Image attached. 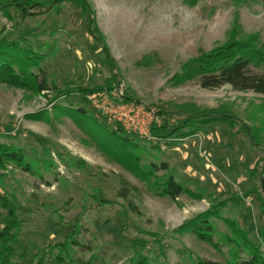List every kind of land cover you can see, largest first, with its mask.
Masks as SVG:
<instances>
[{
    "label": "rangeland",
    "instance_id": "obj_1",
    "mask_svg": "<svg viewBox=\"0 0 264 264\" xmlns=\"http://www.w3.org/2000/svg\"><path fill=\"white\" fill-rule=\"evenodd\" d=\"M86 1L108 53L89 31L88 14L68 0L24 18L0 11V30L31 31L29 40L42 43L49 83L36 93L0 82V142L24 150L33 167H0V196L21 220L19 254L45 252L49 264L58 256L61 264H130L137 253L153 264H235L226 241L232 222L254 225V235L264 223V95L175 79L234 35L264 45V0ZM125 96L158 114L152 125H162L165 111L175 127L193 107L235 121L190 124L166 140L136 134L143 167L167 163L157 175H174L191 193L157 195L108 150L97 125L111 132L118 122L97 103ZM220 203L226 206L211 217L219 248L181 228ZM6 214L0 202V230Z\"/></svg>",
    "mask_w": 264,
    "mask_h": 264
},
{
    "label": "trees",
    "instance_id": "obj_2",
    "mask_svg": "<svg viewBox=\"0 0 264 264\" xmlns=\"http://www.w3.org/2000/svg\"><path fill=\"white\" fill-rule=\"evenodd\" d=\"M62 1L0 0V11L12 18L11 10L15 9L20 14H24V18L30 14L31 9H50ZM68 1L81 10V15L88 14V24L93 25V27L89 26V31L96 37L103 51L108 53L87 1ZM31 34V31H19L18 35L14 37L5 28L0 30V82L13 87L29 89L36 93H44L49 89L48 75L43 65L46 55H44L42 43L36 46L29 40ZM193 80L198 81L201 87L205 89H218L229 85L238 92L252 91L264 95V45L259 44L258 36H250L240 40L236 39L234 35L223 45L202 53L186 63L181 74L177 75L175 83L180 85ZM123 100V103L131 104L130 102H132L126 96ZM190 110L189 116L175 127L168 125V118L164 117L166 112L162 111L160 114L163 117L162 125L159 126L154 122L151 126L153 136L166 140L181 132L183 127L190 124L199 128L201 125L204 126L218 120L230 121L231 124L235 122L228 115L223 114L220 116L218 115L219 112L212 110L205 111L196 107ZM75 112L79 116L84 114L83 109L75 110ZM155 116L157 117L158 114H155ZM97 126L98 134L104 136L102 139L104 144L108 146V150L113 152L135 175L146 179L154 187L157 195L177 200L182 195L192 192L190 188L180 183L174 175H157V172L161 170L165 172L169 170L167 163L158 165L153 162L143 167L138 150L140 146L136 140L139 136L136 133L126 131L119 123L117 124L118 127L111 132L104 130L101 124ZM191 133H186L184 136L186 137ZM70 160L75 161L73 157ZM51 162L53 164V161ZM51 162L49 161L47 165H52ZM78 162L80 163L81 160ZM8 165H15L28 172L33 171L32 165L28 162V155L24 150L0 142V167H7ZM124 197L126 196L124 195ZM236 200L240 201L241 199L237 197ZM0 202L7 210L3 220L4 228L0 230V264H49L50 259L45 252L38 251L32 256L27 250H24L22 254H19L16 247L21 235V220L19 219L18 208L2 196H0ZM224 206H226V203L214 206L211 210L188 220L181 228L184 231H190L198 239L219 248V243L216 242L217 230L211 217L219 216L218 211ZM232 225L233 237L228 236L226 241L232 247L231 255L234 263L264 264V223L257 235L253 234L252 227L254 225L250 228L251 230L246 227L242 229L237 223L232 222ZM70 243L79 245L75 239L71 240ZM49 254L52 253H48V256ZM61 258L58 256L57 261L52 264H61ZM130 264L153 263L148 256L137 253L130 260ZM196 264L220 263L198 258Z\"/></svg>",
    "mask_w": 264,
    "mask_h": 264
},
{
    "label": "built area",
    "instance_id": "obj_3",
    "mask_svg": "<svg viewBox=\"0 0 264 264\" xmlns=\"http://www.w3.org/2000/svg\"><path fill=\"white\" fill-rule=\"evenodd\" d=\"M101 108L111 119L120 123L128 132L148 137L151 132L155 112L150 108L137 104L116 103L107 97L98 100Z\"/></svg>",
    "mask_w": 264,
    "mask_h": 264
}]
</instances>
